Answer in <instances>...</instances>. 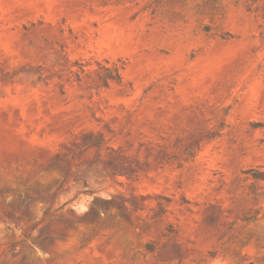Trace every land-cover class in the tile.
<instances>
[{
	"label": "rangeland",
	"instance_id": "374dc122",
	"mask_svg": "<svg viewBox=\"0 0 264 264\" xmlns=\"http://www.w3.org/2000/svg\"><path fill=\"white\" fill-rule=\"evenodd\" d=\"M0 264H264V0H0Z\"/></svg>",
	"mask_w": 264,
	"mask_h": 264
}]
</instances>
